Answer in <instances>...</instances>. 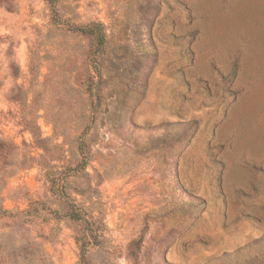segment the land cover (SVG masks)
Wrapping results in <instances>:
<instances>
[{
	"label": "rangeland",
	"instance_id": "374dc122",
	"mask_svg": "<svg viewBox=\"0 0 264 264\" xmlns=\"http://www.w3.org/2000/svg\"><path fill=\"white\" fill-rule=\"evenodd\" d=\"M81 256L264 264V0H0V264Z\"/></svg>",
	"mask_w": 264,
	"mask_h": 264
},
{
	"label": "trees",
	"instance_id": "16d2710c",
	"mask_svg": "<svg viewBox=\"0 0 264 264\" xmlns=\"http://www.w3.org/2000/svg\"><path fill=\"white\" fill-rule=\"evenodd\" d=\"M82 30L84 32V29H82ZM71 216H72V219H74V220H78L79 219L78 215H76V214H74V215L72 214ZM82 251H84V249ZM77 264H85V260L83 259V256L80 257V260L78 261Z\"/></svg>",
	"mask_w": 264,
	"mask_h": 264
}]
</instances>
